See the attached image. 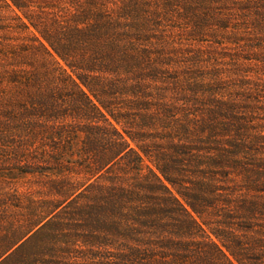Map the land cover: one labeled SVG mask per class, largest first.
I'll return each instance as SVG.
<instances>
[{"label":"trees","instance_id":"1","mask_svg":"<svg viewBox=\"0 0 264 264\" xmlns=\"http://www.w3.org/2000/svg\"><path fill=\"white\" fill-rule=\"evenodd\" d=\"M178 2L193 34L236 46L253 16L264 44V0ZM0 19V264H264V165H244L264 128L169 77L140 0H0Z\"/></svg>","mask_w":264,"mask_h":264},{"label":"rangeland","instance_id":"2","mask_svg":"<svg viewBox=\"0 0 264 264\" xmlns=\"http://www.w3.org/2000/svg\"><path fill=\"white\" fill-rule=\"evenodd\" d=\"M140 1L148 9L151 21L154 22V25L151 23L150 29L157 41L152 40L150 42L151 51L153 54L161 52L165 57L169 55L174 61L173 65L167 69L169 77L178 78L180 85H185L189 81H196L221 90L223 99L231 101L237 106L239 117L251 123L250 127L253 132L264 128V44L261 45L258 42L263 36L257 34L259 32L255 30L257 27L252 20L253 16L251 19L248 16L243 22L240 20L239 22H232V25L244 27V29L240 32L242 42L239 45L231 46L226 41L229 33H220L213 26L204 30L201 36L193 34L194 29L190 26L195 19L185 20L189 16L185 15L181 6L179 7L178 0L175 2L178 6L168 14L163 7L167 0ZM29 2L35 7L42 5V0H29ZM213 9L215 11V7ZM236 19L238 17H234L232 20L235 21ZM0 21L3 22L2 19ZM192 35L197 38H193ZM11 38L9 35L0 33V44L7 45L6 43ZM159 42H164L166 48ZM13 45L17 46L18 44L15 42ZM245 59H251V61ZM6 91L8 94H12V91H8V89ZM168 97L169 99L174 98L171 95ZM262 142L258 147L261 150V155L255 156L252 161L245 160L244 165H264V140ZM44 156L48 158L49 163L52 164L51 169H53V140L49 144V151ZM62 156L64 155L62 154ZM247 169L252 170L254 166ZM10 178L17 182L20 181L16 174ZM256 180L264 183V179ZM21 184L20 191L24 189L33 191L35 196L40 198L46 195L45 183L40 181L29 182V179H26L22 180Z\"/></svg>","mask_w":264,"mask_h":264}]
</instances>
